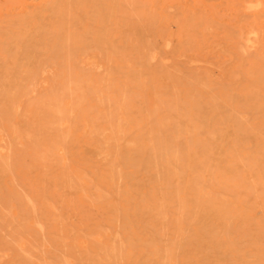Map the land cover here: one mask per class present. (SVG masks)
Segmentation results:
<instances>
[{
  "label": "rangeland",
  "instance_id": "374dc122",
  "mask_svg": "<svg viewBox=\"0 0 264 264\" xmlns=\"http://www.w3.org/2000/svg\"><path fill=\"white\" fill-rule=\"evenodd\" d=\"M0 264H264V0H0Z\"/></svg>",
  "mask_w": 264,
  "mask_h": 264
}]
</instances>
